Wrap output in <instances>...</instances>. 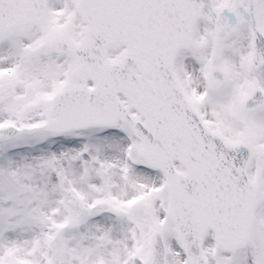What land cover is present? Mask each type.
<instances>
[{
	"label": "snow or ice",
	"instance_id": "obj_1",
	"mask_svg": "<svg viewBox=\"0 0 264 264\" xmlns=\"http://www.w3.org/2000/svg\"><path fill=\"white\" fill-rule=\"evenodd\" d=\"M0 264H264V0H0Z\"/></svg>",
	"mask_w": 264,
	"mask_h": 264
}]
</instances>
